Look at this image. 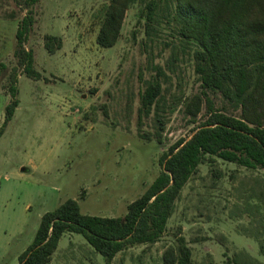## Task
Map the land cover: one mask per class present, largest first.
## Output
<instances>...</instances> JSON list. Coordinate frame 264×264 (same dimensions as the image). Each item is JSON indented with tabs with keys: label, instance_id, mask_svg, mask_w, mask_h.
I'll return each mask as SVG.
<instances>
[{
	"label": "rangeland",
	"instance_id": "374dc122",
	"mask_svg": "<svg viewBox=\"0 0 264 264\" xmlns=\"http://www.w3.org/2000/svg\"><path fill=\"white\" fill-rule=\"evenodd\" d=\"M152 1L160 5L149 23L145 14ZM108 3L39 0L29 7L27 0H0V130L13 101V78L18 89V105L0 136V264H19L42 216L68 200L77 201L84 215L124 218L160 174L162 155L190 139L207 118L205 103L196 123L184 113L185 101L202 88L197 46L182 38L175 20L177 1L136 0L118 43L102 48L97 35ZM29 8L35 24L25 48L34 55L39 79L28 77L16 57L17 29ZM48 36L61 44L54 53L45 46ZM154 81L162 87L166 121L161 142L155 110L141 111V97ZM209 98L216 109L240 116L221 95ZM253 191L264 193L262 170L218 158L201 164L161 240L131 247L112 264H163L166 250L177 248L181 238L195 264H244L250 258L264 264V210L253 213L260 203L250 197ZM105 263L74 233L62 236L50 262Z\"/></svg>",
	"mask_w": 264,
	"mask_h": 264
},
{
	"label": "trees",
	"instance_id": "16d2710c",
	"mask_svg": "<svg viewBox=\"0 0 264 264\" xmlns=\"http://www.w3.org/2000/svg\"><path fill=\"white\" fill-rule=\"evenodd\" d=\"M38 1L27 0V5L32 7ZM108 1L97 35V43L102 48L118 43L126 14L136 0ZM176 1L175 20L181 25L180 35L197 46L195 72L202 88L200 94L185 101L184 113L191 118V123H196L205 103L206 120L190 139L180 140L162 155L160 174L129 205L124 218L84 215L77 201L68 200L42 216L35 238L19 257V264H50L66 233L82 235L105 258V264H112L119 253L131 247L154 245L161 240L183 189L201 164L218 158L247 170L264 172V0ZM159 5L155 1L147 5L145 15L149 23L154 21ZM34 24L33 10L29 8L17 29L16 57L28 77L39 79L40 74L34 70V55L25 48ZM56 43V38L47 37L45 46L50 53L61 47ZM15 80L10 87L13 101L6 108L0 136L18 105ZM210 93L221 95L233 110L240 111V116L216 109ZM141 102V111L147 115L155 110L157 138L161 142L166 121L160 114L164 104L158 81L149 82ZM252 195L260 202L253 207V213H260L261 207L264 210V193L253 191ZM262 219L264 222V214ZM260 228L264 230V223ZM260 247L264 254V244L260 243ZM250 261L244 264L255 262L251 258ZM163 264H195L184 238L179 240L177 248L166 250Z\"/></svg>",
	"mask_w": 264,
	"mask_h": 264
}]
</instances>
